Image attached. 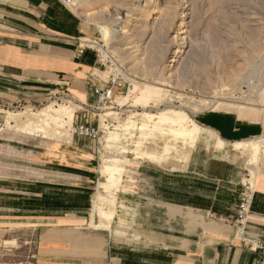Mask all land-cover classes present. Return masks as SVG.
I'll use <instances>...</instances> for the list:
<instances>
[{
	"label": "crops",
	"instance_id": "crops-1",
	"mask_svg": "<svg viewBox=\"0 0 264 264\" xmlns=\"http://www.w3.org/2000/svg\"><path fill=\"white\" fill-rule=\"evenodd\" d=\"M90 29L62 0H0V257L16 264H264L256 249L264 243V113L245 115L261 107L217 103L223 110L191 115L185 159L139 161L113 209L94 208L101 190L91 140L71 132L67 140L32 136L6 122L8 107L38 106L60 91L95 102L91 85L102 84L106 70L92 50L77 54L78 40L96 37ZM248 168L254 195L239 235L232 218Z\"/></svg>",
	"mask_w": 264,
	"mask_h": 264
},
{
	"label": "rangeland",
	"instance_id": "rangeland-1",
	"mask_svg": "<svg viewBox=\"0 0 264 264\" xmlns=\"http://www.w3.org/2000/svg\"><path fill=\"white\" fill-rule=\"evenodd\" d=\"M62 1L90 31L100 28L106 34L102 42L112 70L107 68L105 78L118 73L123 84L104 109L113 128L105 130V143L96 152L99 182L105 183L99 192L110 196L111 202L104 199L94 203V208L115 207V197L126 188L125 176L139 161L154 162V155L158 162L185 159L190 144L187 138L193 134L179 136L168 129L170 124H156L168 106L188 116L223 110L217 103L264 106V0H158L162 10L152 18L145 17L138 0ZM176 31L180 34L172 39ZM175 48L180 51L176 55ZM172 54L173 68L167 67ZM47 106L56 110L46 122L26 119ZM78 110L77 99H51L34 109L11 111L23 117L13 128L32 136L67 140ZM254 112L245 115L264 113ZM146 113H153L154 120ZM103 119L101 116V125ZM111 168L116 170L110 180L100 175L101 170ZM249 173L254 178V171L249 169ZM16 259L0 257V264H16Z\"/></svg>",
	"mask_w": 264,
	"mask_h": 264
},
{
	"label": "built area",
	"instance_id": "built-area-1",
	"mask_svg": "<svg viewBox=\"0 0 264 264\" xmlns=\"http://www.w3.org/2000/svg\"><path fill=\"white\" fill-rule=\"evenodd\" d=\"M87 49H90L95 53L96 60L103 70L107 71V68L112 70V63L110 62V57L105 45L102 42V30L100 28H97L96 37L83 38L81 41L78 40L77 54L81 55ZM122 85L123 84L118 73H110L106 76L104 81H102V84L97 82L96 84L91 85V92L96 98L95 102L88 103L77 100L79 102V110L76 112L75 116L79 120L77 123L72 124L70 132L75 137L87 138L91 140L96 146L97 153L99 152V146L101 148V146L105 143V130L107 131L110 128H113L112 122L110 123L107 121L108 116H105L106 113H104V109L108 103L112 102L115 93L120 87H122ZM51 99L56 102H65L70 100L76 101V99L67 90L53 94L49 100ZM40 105L42 104H39L38 106ZM36 107L37 106L34 105H28L27 103H17L7 109L13 111L25 108L34 109ZM101 116L104 117V125L100 124ZM252 179L253 177L251 174L246 171L245 181L241 185V189L238 194V202L233 211L232 221L237 226L239 235H243L244 229L247 226V217L250 212L254 195V183ZM256 249L260 250L264 256L263 242L257 243Z\"/></svg>",
	"mask_w": 264,
	"mask_h": 264
},
{
	"label": "bare ground",
	"instance_id": "bare-ground-1",
	"mask_svg": "<svg viewBox=\"0 0 264 264\" xmlns=\"http://www.w3.org/2000/svg\"><path fill=\"white\" fill-rule=\"evenodd\" d=\"M138 1L142 2L141 6L143 7V9L141 11L143 12V14L145 15L146 18H150V17L152 18L154 14H156L162 10L161 5L158 4V0H138ZM138 1H135V2H138ZM182 24L183 23L180 22V25H182ZM179 34L176 31V34L172 37V39H177V37H178L177 35H179ZM103 35L104 34H103V30H102V36ZM104 36H106V34ZM175 49H176V51H174L173 54L176 55L180 51L178 48H175ZM173 54H172V58H170L168 61L167 67H172L171 63L175 62ZM132 80L137 81L135 79H132ZM123 99L124 98H121V100H123ZM215 100H218V99H213V101H215ZM175 108L176 107L173 105L168 106V108L166 110L161 112L160 116L158 117L159 119L156 121V124L159 127H161V124H165V123L170 124L169 125L170 127H168V129L170 131L174 132V134L179 135V136H188L189 134H193V130H191V127L186 126L188 124V122L191 121L190 116H188V114L185 113L183 110H176ZM261 109H262V112H264V106L263 105H261ZM53 110H56V109H51V107L47 106L45 110L41 109V111H38L37 113H32L31 115L26 116L27 117L26 119H28L30 121L33 120V121H39V122H42V121L46 122L45 119L48 118V116L50 115V113ZM2 113L5 116V120L7 123H9L11 121H18V120H21L23 118V117H21L20 114H13L10 111H2ZM146 114H148V113H146ZM72 115H73L72 113L68 114V116L70 118L72 117ZM148 117L150 120H154L155 115L153 113H149ZM107 142L109 143L110 140H108ZM261 145H262V140L261 141L257 140L255 142H253V146L256 150V154L259 152ZM256 160H257V156H256V159H254V161L256 162ZM115 170H116V168L103 169V170H101L100 175L102 177H105L106 180H110L112 177H114L113 171H115ZM104 184H105L104 181L99 182V189L100 188L102 189L103 186H105ZM96 196H97V200L100 202H103V200L105 199L104 195H102V193H100L99 191L97 192Z\"/></svg>",
	"mask_w": 264,
	"mask_h": 264
}]
</instances>
